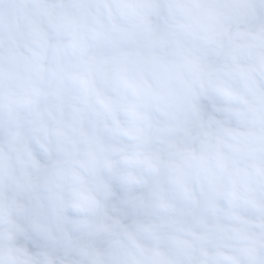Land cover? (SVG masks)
I'll use <instances>...</instances> for the list:
<instances>
[{
	"label": "clouds",
	"instance_id": "9594fccd",
	"mask_svg": "<svg viewBox=\"0 0 264 264\" xmlns=\"http://www.w3.org/2000/svg\"><path fill=\"white\" fill-rule=\"evenodd\" d=\"M0 264H264V0H0Z\"/></svg>",
	"mask_w": 264,
	"mask_h": 264
}]
</instances>
